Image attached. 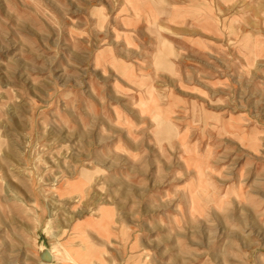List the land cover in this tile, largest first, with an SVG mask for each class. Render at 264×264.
Instances as JSON below:
<instances>
[{
  "label": "rangeland",
  "instance_id": "obj_1",
  "mask_svg": "<svg viewBox=\"0 0 264 264\" xmlns=\"http://www.w3.org/2000/svg\"><path fill=\"white\" fill-rule=\"evenodd\" d=\"M131 46L173 51L170 79ZM95 241L97 264H264V0H0V264Z\"/></svg>",
  "mask_w": 264,
  "mask_h": 264
},
{
  "label": "crops",
  "instance_id": "obj_2",
  "mask_svg": "<svg viewBox=\"0 0 264 264\" xmlns=\"http://www.w3.org/2000/svg\"><path fill=\"white\" fill-rule=\"evenodd\" d=\"M131 49V54L132 55H138V57H136L135 59L133 57H129L130 55H128L125 58L120 59L119 64L122 65H126V69L127 72L131 73V75H133V70L136 72V77L137 78H143L144 79V84H155V80L157 78H169L171 76H169L170 74L167 73H162L161 74L157 72L158 68L164 69L167 68L170 64H172L173 61H176V58H174V53L173 51H171L168 47L162 46L160 48L159 51H155L153 53H148L145 52L143 55L139 56L140 54V48H136V47H129ZM136 48V49H135ZM147 47L143 48V50H145ZM129 50V49H128ZM135 50V51H134ZM173 55V56H172ZM168 74V75H167ZM131 84H134L132 82H130ZM105 241H95V245L93 244V247L91 248L92 251L90 252V261H94L93 264H97V261H100V257H102L104 249L103 246H114V245H121L120 243H117L114 240V243H111L110 245L108 243H104ZM49 243V244H48ZM47 247H51V243L48 240L47 241ZM66 245H70L69 243H67ZM51 251H54L53 248H50ZM109 251L112 252V254H119V250L114 248H108ZM69 253L71 255V257L69 258L72 261H76L77 257L82 258L84 256V252L82 250H80L79 248L77 249L76 247H72L71 249H69ZM80 250V251H79ZM82 251V252H81ZM59 258V257H57ZM69 259L67 260V262L69 261ZM65 264H72L70 263H65ZM85 264H92V262L89 263H85Z\"/></svg>",
  "mask_w": 264,
  "mask_h": 264
},
{
  "label": "bare ground",
  "instance_id": "obj_3",
  "mask_svg": "<svg viewBox=\"0 0 264 264\" xmlns=\"http://www.w3.org/2000/svg\"><path fill=\"white\" fill-rule=\"evenodd\" d=\"M70 261H72V260H70ZM72 263H74V262L72 261Z\"/></svg>",
  "mask_w": 264,
  "mask_h": 264
}]
</instances>
